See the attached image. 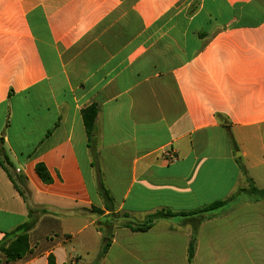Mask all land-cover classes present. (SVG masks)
Masks as SVG:
<instances>
[{"label":"crops","instance_id":"1","mask_svg":"<svg viewBox=\"0 0 264 264\" xmlns=\"http://www.w3.org/2000/svg\"><path fill=\"white\" fill-rule=\"evenodd\" d=\"M0 139L40 212L0 264H264V199L204 219L190 261L199 216L119 217L264 189V0H0ZM27 216L0 167V241Z\"/></svg>","mask_w":264,"mask_h":264},{"label":"trees","instance_id":"2","mask_svg":"<svg viewBox=\"0 0 264 264\" xmlns=\"http://www.w3.org/2000/svg\"><path fill=\"white\" fill-rule=\"evenodd\" d=\"M98 109L95 106L88 107L82 111V119L85 128V132L88 138L91 137L95 120L97 117ZM0 167L6 172L10 182L14 186L15 190L19 196L24 200L28 207V220L22 225L18 226L14 231L4 235L3 239L0 241V253L3 254L7 262H14L23 258L29 251L28 243V234L33 229L37 221V214L40 212L30 206V195L26 187V180L24 176L16 175L12 176L9 172L12 168V164L7 158V155L3 148V140L0 139ZM35 173L39 177L42 183L49 184L51 183V177L44 167L43 164H36ZM243 173H246L243 171ZM101 199L103 200L105 207L112 211V199L109 196V193L104 188L102 184L98 187ZM248 195L255 200L264 199V189H258L251 184L247 188H239L233 195H231L226 201H219L208 206H205L199 210L188 212V213H173L169 210H160L156 213L148 216V218L142 223H136L129 219L126 213L119 214L120 218L125 221L123 224L124 227L129 228L134 232H144L149 230L155 221L157 220H166L171 219L176 216L181 217H190V216H199L198 224L195 225L192 229L189 251H188V260L190 261L195 246V236L197 232L198 225L206 218L211 217L215 212L221 210L226 206L227 203L234 201L238 196ZM118 216V215H114ZM205 217V218H204ZM109 246L108 238H105L103 241V246L101 252L98 255V259L102 258L106 253ZM48 264H53L52 257L48 258Z\"/></svg>","mask_w":264,"mask_h":264},{"label":"built area","instance_id":"3","mask_svg":"<svg viewBox=\"0 0 264 264\" xmlns=\"http://www.w3.org/2000/svg\"><path fill=\"white\" fill-rule=\"evenodd\" d=\"M169 159L173 160V158H171V157H169ZM72 264H74V263H72Z\"/></svg>","mask_w":264,"mask_h":264}]
</instances>
